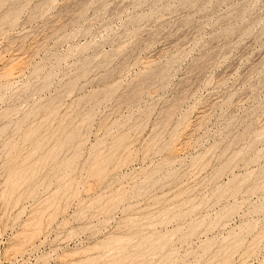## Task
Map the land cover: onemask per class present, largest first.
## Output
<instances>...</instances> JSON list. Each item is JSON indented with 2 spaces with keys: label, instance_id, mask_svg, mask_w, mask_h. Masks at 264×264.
<instances>
[{
  "label": "rangeland",
  "instance_id": "1",
  "mask_svg": "<svg viewBox=\"0 0 264 264\" xmlns=\"http://www.w3.org/2000/svg\"><path fill=\"white\" fill-rule=\"evenodd\" d=\"M0 264H264V0H0Z\"/></svg>",
  "mask_w": 264,
  "mask_h": 264
},
{
  "label": "bare ground",
  "instance_id": "2",
  "mask_svg": "<svg viewBox=\"0 0 264 264\" xmlns=\"http://www.w3.org/2000/svg\"><path fill=\"white\" fill-rule=\"evenodd\" d=\"M204 1H205V0H204ZM187 2H188V1H187ZM191 2H192V1H191ZM245 7H246V6H245ZM240 9H242V7H241ZM240 9H239V10H240ZM243 9H244V7H243ZM237 10H238V9H237ZM239 10H238V11H239ZM238 11L235 10V12L237 13V15H236V13L234 12L235 15H236V17L239 16V15L242 13V12H241L242 10H241V11H240L241 13L238 15V13H239ZM81 14H82V12H81ZM233 15H234V14H233ZM77 16H78V15H77ZM77 16H76V17H77ZM241 16H242V15H241ZM78 18H79V17H78ZM235 21H236V20H235ZM231 31H232V30H231ZM223 34H224V33H223ZM226 34L228 35V33H226ZM226 34H225V35H226ZM221 37H222V36H221ZM108 57H109V56H108ZM196 66H197V65H196ZM165 67H166V66H165ZM162 68H163V67H162ZM164 70H165V69H164ZM155 71H156V74H157V70H155ZM160 71H162V70H160ZM160 71H158L159 74L161 73ZM152 72H153V71H152ZM162 72H163V71H162ZM164 72L166 73V71H164ZM164 72H163V73H164ZM163 73H162V74H163ZM149 74H150V73H149ZM152 74H153V73H152ZM152 74H151V75H152ZM156 74H153V75L156 76ZM162 74H161V75H162ZM166 74H167V73H166ZM153 75H152V76H153ZM155 76H153V77H155ZM165 76H166V75H165ZM153 77H151V78H153ZM156 79H157V78H156ZM149 81H150V80H149ZM149 81H148V82H149ZM139 83H140V82H139ZM139 85L142 86L141 84H139ZM139 85H138L137 87L140 88ZM147 85H148V84H147ZM144 88H145V87H144ZM138 92H139V91H138ZM251 128H252V127H251ZM249 130H250V129H249ZM249 130H248V131H249ZM246 134H247V133H246ZM246 134H245V135H246ZM74 138H76V137H74ZM237 140H238V139H237Z\"/></svg>",
  "mask_w": 264,
  "mask_h": 264
}]
</instances>
